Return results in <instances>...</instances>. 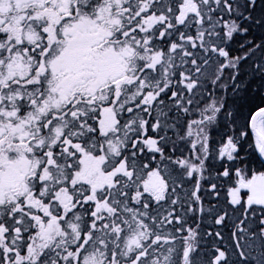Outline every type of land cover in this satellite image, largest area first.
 <instances>
[{
	"label": "snow or ice",
	"instance_id": "obj_1",
	"mask_svg": "<svg viewBox=\"0 0 264 264\" xmlns=\"http://www.w3.org/2000/svg\"><path fill=\"white\" fill-rule=\"evenodd\" d=\"M0 264H264V0H0Z\"/></svg>",
	"mask_w": 264,
	"mask_h": 264
}]
</instances>
